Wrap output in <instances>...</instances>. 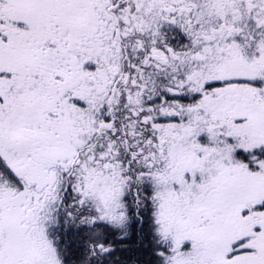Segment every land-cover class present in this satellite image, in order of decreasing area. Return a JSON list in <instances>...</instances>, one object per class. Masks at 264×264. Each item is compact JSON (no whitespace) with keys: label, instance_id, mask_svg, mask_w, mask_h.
Returning a JSON list of instances; mask_svg holds the SVG:
<instances>
[{"label":"snow or ice","instance_id":"obj_1","mask_svg":"<svg viewBox=\"0 0 264 264\" xmlns=\"http://www.w3.org/2000/svg\"><path fill=\"white\" fill-rule=\"evenodd\" d=\"M0 264H264V0H0Z\"/></svg>","mask_w":264,"mask_h":264}]
</instances>
